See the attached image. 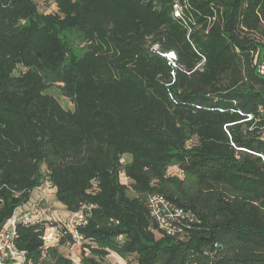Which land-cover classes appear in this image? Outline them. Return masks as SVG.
Returning a JSON list of instances; mask_svg holds the SVG:
<instances>
[{"label":"trees","instance_id":"1","mask_svg":"<svg viewBox=\"0 0 264 264\" xmlns=\"http://www.w3.org/2000/svg\"><path fill=\"white\" fill-rule=\"evenodd\" d=\"M44 10L0 0V228L45 179L49 206L90 215L77 258L68 236L44 258L45 224L20 225L24 264H264V0ZM152 194L194 217L183 238Z\"/></svg>","mask_w":264,"mask_h":264},{"label":"built area","instance_id":"2","mask_svg":"<svg viewBox=\"0 0 264 264\" xmlns=\"http://www.w3.org/2000/svg\"><path fill=\"white\" fill-rule=\"evenodd\" d=\"M176 14L179 15V10L176 11ZM165 55L169 59L175 58L174 52ZM257 56L258 54H256L258 72L264 75V57L259 62L257 61ZM249 118L251 119L252 115H249ZM124 162L125 159H121V163ZM120 179L130 187V179L127 176L120 173ZM38 189L40 196L32 200L29 207H26V204L18 205L12 215L1 226L0 264L25 263L26 254L18 249L16 245L18 227L20 225L45 224L41 236L44 258L49 247L58 245L67 236L70 237L68 246L71 255L81 254L85 236L80 231V228L88 224L90 207H82L76 211H71L66 219L58 218L55 215L56 211L45 201L46 195L50 194L53 189L52 182L45 179ZM148 207L150 215L157 222L159 229L167 235L183 238L187 228L191 227L190 223L194 220V217L188 211L176 206L161 194L150 195ZM86 250L88 251V249Z\"/></svg>","mask_w":264,"mask_h":264},{"label":"rangeland","instance_id":"3","mask_svg":"<svg viewBox=\"0 0 264 264\" xmlns=\"http://www.w3.org/2000/svg\"><path fill=\"white\" fill-rule=\"evenodd\" d=\"M36 1L40 4V10L41 11H46V10H44V7L47 6L49 3H51V5H53V0H36ZM53 8L54 7H50L49 10L50 9L53 10ZM58 97H59L60 101L66 107H72L71 103L67 99H65V98H63L61 96H58ZM170 172H172V173L176 172V169L173 168V169L170 170ZM50 206L53 207V209H57V208H61L62 207L61 203L59 201H57L56 199L53 200V202L51 203ZM108 259H109L111 264H133L132 263L133 259L126 260V261L125 260L121 261L122 260L121 258H119L117 255H113V254L110 257H108Z\"/></svg>","mask_w":264,"mask_h":264},{"label":"crops","instance_id":"4","mask_svg":"<svg viewBox=\"0 0 264 264\" xmlns=\"http://www.w3.org/2000/svg\"><path fill=\"white\" fill-rule=\"evenodd\" d=\"M40 196V191L38 188L34 189L31 193V198H30V201L26 203V207H29L30 204L32 203V200H34L35 198L39 197ZM45 201L48 203V201H51L52 199V194H48L46 195L45 197ZM53 209V207H51ZM56 212H55V215L58 217V218H61V219H66V217L68 216V211L62 209V208H57V209H54ZM112 255V254H111ZM75 258H77L78 254H74ZM122 261V260H121ZM11 264H19V263H11Z\"/></svg>","mask_w":264,"mask_h":264},{"label":"water","instance_id":"5","mask_svg":"<svg viewBox=\"0 0 264 264\" xmlns=\"http://www.w3.org/2000/svg\"><path fill=\"white\" fill-rule=\"evenodd\" d=\"M0 203H1V200H0Z\"/></svg>","mask_w":264,"mask_h":264}]
</instances>
